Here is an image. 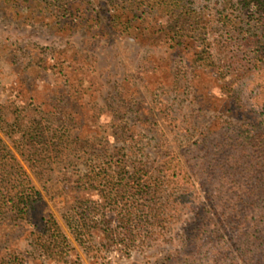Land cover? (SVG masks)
<instances>
[{
  "label": "rangeland",
  "instance_id": "374dc122",
  "mask_svg": "<svg viewBox=\"0 0 264 264\" xmlns=\"http://www.w3.org/2000/svg\"><path fill=\"white\" fill-rule=\"evenodd\" d=\"M203 50L212 65L194 62ZM16 114L50 164L20 153ZM0 121L43 198L32 221L52 213L81 264H264V146L200 171L209 132L220 146L245 125L264 144V0H0ZM176 157L186 179L166 170ZM107 163L114 186L135 174L154 200L77 186ZM77 201L99 221L79 237ZM28 226L5 225L0 249L23 248Z\"/></svg>",
  "mask_w": 264,
  "mask_h": 264
},
{
  "label": "trees",
  "instance_id": "16d2710c",
  "mask_svg": "<svg viewBox=\"0 0 264 264\" xmlns=\"http://www.w3.org/2000/svg\"><path fill=\"white\" fill-rule=\"evenodd\" d=\"M198 32L200 35L203 34L202 29H198ZM203 51L195 56L196 58L194 59V62L196 64L200 62L204 66L212 65L213 62L210 51ZM242 75L243 74L238 73V77H242ZM231 86L238 90L240 85L237 81H235ZM29 119L30 118H28V115L26 114H16L14 115L13 122L9 125L15 129L14 132L19 134V138L16 141V147L20 153L23 154L21 149H23L25 145L28 148L26 149V161L29 166H32L34 169H40L43 166L50 164V162L47 159V156L43 157L41 155L42 151L37 148L38 141L35 139V131L33 133L31 129L27 130ZM25 120L26 129L24 124ZM30 121L32 122V120ZM242 127H245V125H239L237 127L238 129H241L239 130L240 133L237 136L232 134L231 136H227L229 133L227 130L226 132H223L225 136L222 138L220 146L219 144L217 145L218 136H215V132H209L203 138L204 148L206 149L205 155H208L209 157H206L201 162L200 171L202 174H210L209 171L214 166L213 162H219L223 153L228 149L238 150L239 153L241 148L245 146L247 147L249 144L248 140H255V144L260 145L261 147L264 146L263 143H259L261 138L263 139V136H256L255 134L246 135L245 129L243 130ZM51 134V138H53V136L57 133L54 130ZM241 145H243V147H241ZM52 146L53 150L56 151L58 147L57 144L52 141L50 147L52 148ZM247 154L248 157H250V154ZM211 156H213L212 159ZM237 159L239 160V158ZM107 165L109 167H100L98 170L95 167L89 169L79 178L77 186L85 187L83 189L92 188L96 190H100V188L107 190L106 188H109L111 194L115 192L116 195L119 192L122 194L123 192L131 193L134 189L139 188L137 184L133 183L135 174L130 176L133 181L132 183L124 182L114 186L113 183L115 181L111 176L112 171H110L112 164L107 163ZM189 166L191 168L190 170L194 172L193 165L189 164ZM166 170L170 174L176 175L178 178L182 177L183 179H186L188 174L186 171L187 169L178 157L171 158L168 161ZM243 176H248V173H244ZM102 179H104V182H100ZM113 188L115 190H113ZM109 190H107L108 193ZM138 190L141 191L142 195H145V200H154L153 198L155 194L148 191L150 190L149 188L145 189V187L143 188L141 186ZM149 193H152L150 198L148 197ZM245 196H247V193ZM242 197L243 196H238L239 199H242ZM42 199L41 192L33 185L22 164L10 151L3 139L0 138V238L2 237L1 231L5 225H13L15 227L23 228L24 226L26 227V225H29L25 230L24 247L21 248L16 246L14 249H10L8 246L2 247L0 249V264H81L78 257H76V255L75 257L73 256L74 249L52 213L41 216L37 221H32L31 214ZM94 205L95 203L93 201L76 202L75 209L80 215L79 217L82 222H79L77 219L72 217V215H68V225L74 230V232H76L78 237L79 235L81 236L84 234L83 230L89 228V224L92 223V227L98 226L99 221L95 220L90 215L91 212H93L92 207ZM80 209L82 210L79 211ZM100 224L103 226V221ZM201 226L202 225L199 223L192 232L195 235V238L203 234ZM109 228L110 226L107 224L105 229H101L106 233L105 230H108ZM83 243L84 240H80V244Z\"/></svg>",
  "mask_w": 264,
  "mask_h": 264
}]
</instances>
